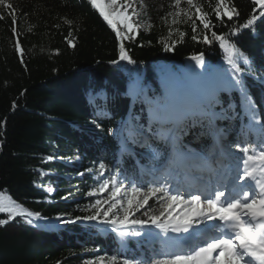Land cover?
I'll return each mask as SVG.
<instances>
[{
  "label": "trees",
  "instance_id": "1",
  "mask_svg": "<svg viewBox=\"0 0 264 264\" xmlns=\"http://www.w3.org/2000/svg\"><path fill=\"white\" fill-rule=\"evenodd\" d=\"M9 2L15 25L0 6V194L40 216H16L0 225V264H85L112 256L116 264H148L154 251L133 241L146 233L157 237L154 226L114 231L103 217L75 218L92 214L91 205L106 194L87 193L112 176L144 191L158 186L138 164H147L143 154L165 161L169 140L183 154L205 157L215 156L217 142L222 153L239 159L237 144L264 145V17L259 9L253 13V0H227L239 15L217 19L216 0H200L211 31L226 35L248 59L237 60L244 68L238 85L220 43L203 42L211 32L199 20L196 33L191 21L171 23L173 0H145L143 9L136 0L138 21L151 27H140L128 41L117 40L89 0ZM252 14L255 24L233 35L231 29ZM120 43L134 63L119 59ZM200 54L204 62L197 65L190 57ZM197 91L206 95L221 130L218 140ZM159 207L154 197L135 218ZM0 220L8 214L0 213ZM121 232L127 233L125 254L117 244Z\"/></svg>",
  "mask_w": 264,
  "mask_h": 264
},
{
  "label": "snow or ice",
  "instance_id": "2",
  "mask_svg": "<svg viewBox=\"0 0 264 264\" xmlns=\"http://www.w3.org/2000/svg\"><path fill=\"white\" fill-rule=\"evenodd\" d=\"M89 3L112 28L118 41L134 38V34L142 26L151 27L147 21L143 24L138 21L140 13L135 7L136 0H123V3L120 0H89ZM182 3L187 7H181ZM253 3L255 5L253 13L259 9V16L264 17V0H253ZM139 5L141 9L145 8V0H139ZM0 6L13 15V25H15L13 4L9 0H0ZM172 6L175 11L168 13V16L172 17L171 23L175 25L191 21L192 31L196 33L198 29L196 21L199 20L203 29L211 32V39L205 34L203 42L210 44L215 40L220 43L226 54L225 59L234 71L233 79L236 84H241L239 74L244 68L237 63V60L243 58L247 64L248 59L228 41L226 35H218L215 31H211L209 13L204 11L200 0H173ZM212 11L217 19L227 17L228 20H232L234 16L239 15L238 10L230 6L227 0H216ZM2 18L0 16V19ZM257 19V15H250L243 24L231 29L232 34L238 33L242 28L252 27ZM12 32L13 35H17L15 27L12 28ZM169 35H172L171 28ZM184 35V32H179L181 38ZM192 39L196 40L197 36L193 35ZM68 43L71 46L72 40L69 39ZM15 50L22 54L18 41ZM165 50H171V46L167 43ZM119 59L128 63L135 62L129 57L123 43L119 45ZM190 59L197 65L204 62L203 54L192 55ZM116 62L112 61V63ZM252 119H256L255 114L252 115ZM99 126L98 124L97 127ZM236 147L243 155L237 166V175L232 178L230 189L226 185L224 190L217 189L214 193L210 192L206 195L189 194L186 199L182 193L173 194L167 184L151 186L146 191L135 185L124 190L123 183L112 176L87 193L88 195L106 194V198L97 199L91 205L93 209L91 215L75 219L93 221L103 217L102 222L113 225L114 231L136 227L142 229L151 225L164 234L187 233L193 225L204 221H218L219 224L214 228L217 234H202L203 243L182 245L176 240H166L159 258L153 259L151 264H264V145L246 143L237 144ZM104 170L105 165L101 163L100 173L103 174ZM154 197L160 202L159 209L152 212L146 210L143 213L146 218H135V213L144 209ZM0 213L8 214V220H0V225L6 224L16 216L33 218L40 216L37 212L27 211L14 201L6 202L3 194H0ZM65 222L74 221L69 219ZM126 234L121 232V235ZM131 234L140 236L141 232L133 230ZM85 264H104V258L97 257L96 260L86 261ZM107 264H116V257H109ZM123 264H133V262L124 260Z\"/></svg>",
  "mask_w": 264,
  "mask_h": 264
},
{
  "label": "rangeland",
  "instance_id": "3",
  "mask_svg": "<svg viewBox=\"0 0 264 264\" xmlns=\"http://www.w3.org/2000/svg\"><path fill=\"white\" fill-rule=\"evenodd\" d=\"M120 2L123 3V0H120ZM136 6L137 5L135 4V7ZM136 10H137V7H136ZM129 11H131V9ZM225 18H227V17H225ZM137 32L134 34V38L136 37ZM134 38L125 39V41L133 40ZM170 152H171V147H170L169 153ZM174 154L175 153H173V156L169 154L168 158L162 162H157L159 160L160 156L151 157L147 154H143L142 157L144 159H147L146 160L147 164H145V163L139 164L138 167L143 171L142 173L144 175H146L148 178H150V180L152 182L160 181L161 184H167L169 186L170 191L173 194L182 193V194H184L186 199H187L189 194H193V193L192 192L186 193L187 192V190L185 189L187 187L186 185H179L177 182H173L172 179H170V181H167L168 178L161 175V172L167 171L166 167H169V169H170V167H174L175 168L174 170L177 172L179 180H184V179H182V177H183L182 175H184L186 177L188 176V174L184 168H188V167H192V166L203 168L205 172H202L200 170L199 173L197 171H192V172L190 171L189 173L192 174L194 177L202 176L203 180H211V181H214L215 183H216V179H217V178H215L216 174L225 168L226 173L224 172V175L222 174L223 179H221V181L218 182L219 187L221 185L225 187L226 181H228V183L232 184V178L237 175V166H238L239 161H240V159H237V156L228 157V156H225L224 154H222L220 151L217 152L215 154V156L210 158V159L199 157V156H194V155H187V157H184V156L176 157V155H175V157H176L175 158ZM155 158H156V161L154 160ZM222 164L225 165L226 167L223 166ZM233 167H234L235 171L232 170ZM238 183H242V182H238ZM123 185H124V190L130 189L129 187H127V185H125V184H123ZM219 187H218V189H219ZM188 189L195 190V189H200V188H198L194 185H190V188H188ZM185 190H186V192H185ZM206 190H208L211 193H214V190H212L211 188H207ZM122 194H123V191H122ZM6 202H7V199H6ZM215 222H217V221H205L202 223L205 224L204 227H210V229H208V233H211V232L213 233L214 228H215V226H213V224ZM200 228L201 227H197V226L193 225V227L189 231L198 230ZM181 234H184V233H181ZM175 236H177V233L168 232V233L164 234V233H161L160 230H158V236L157 237L155 235L145 234L139 240H134L133 242L134 243L142 242L144 244V246L147 245V246L152 247V252L154 251L155 253H154V257L148 258V262H149L148 264H151V261L153 259L159 258V254L161 252V249H162V247H164V242L166 240H168V241L175 240ZM127 242H128V239L126 237L117 233V243L119 246V250L122 254L127 253L126 252L127 244H128ZM199 243H200V240H199ZM139 260H141V259H139ZM104 264H107V262L104 261Z\"/></svg>",
  "mask_w": 264,
  "mask_h": 264
},
{
  "label": "bare ground",
  "instance_id": "4",
  "mask_svg": "<svg viewBox=\"0 0 264 264\" xmlns=\"http://www.w3.org/2000/svg\"><path fill=\"white\" fill-rule=\"evenodd\" d=\"M175 169V168H174ZM185 169V171L187 172V174H188V176L186 177V176H184V175H182L183 177H182V179H184V180H179L178 179V175H177V172L175 171V170H168L169 171V174H168V171H164V172H161V175L162 176H165V177H167V178H169L170 177V179H173V182H177L179 185H186L185 187V189L188 191V192H190L192 189H188V188H190V185H194V186H196V187H198V188H204V187H209V188H211V189H214V190H217L218 189V184L217 183H215L214 181H211V180H203V177L202 176H198V177H194L192 174H190L189 172L191 171H197L198 173L200 172V170L202 171V172H205L204 171V169L203 168H199V167H194V166H192V167H188V168H184ZM233 170V169H232ZM224 172L226 171V169H224L223 170ZM224 172H219V173H217L216 174V177L215 178H217L216 179V182L217 181H220L221 179H223V175H224ZM226 173V172H225ZM223 174V175H222ZM228 174V173H227ZM50 189V188H49ZM186 190H185V192H186ZM200 193L201 194H204V192L201 190L200 191ZM206 195V194H205ZM202 232H204V231H202ZM202 232H200V233H198V236H200L201 234H202ZM185 234V235H184ZM183 235L184 236H195L196 234H195V231L194 230H192V231H189V232H187V233H184ZM210 234H212V232L210 233ZM181 235L182 234H178L177 235V238H180L181 237ZM198 236H195V237H198ZM176 238V239H177Z\"/></svg>",
  "mask_w": 264,
  "mask_h": 264
}]
</instances>
